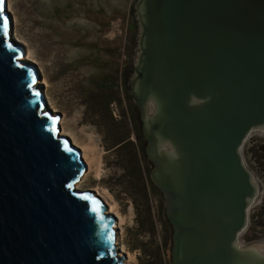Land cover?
<instances>
[{
    "label": "water",
    "instance_id": "95a60500",
    "mask_svg": "<svg viewBox=\"0 0 264 264\" xmlns=\"http://www.w3.org/2000/svg\"><path fill=\"white\" fill-rule=\"evenodd\" d=\"M0 9V264H124L116 218L77 188L82 150L61 135L23 59L9 0ZM138 15L131 88L174 228L173 264H264L236 248L257 193L242 149L264 126V0H141ZM150 100L158 113L147 126Z\"/></svg>",
    "mask_w": 264,
    "mask_h": 264
},
{
    "label": "rangeland",
    "instance_id": "374dc122",
    "mask_svg": "<svg viewBox=\"0 0 264 264\" xmlns=\"http://www.w3.org/2000/svg\"><path fill=\"white\" fill-rule=\"evenodd\" d=\"M140 1L9 0V5L14 37L23 40L16 42L34 55L37 62L30 63L46 82L48 109L83 147L97 148L101 177L95 165L91 170L87 165L77 187L82 182L81 190L99 192L120 213L117 241L129 253L124 264H173L174 228L166 198L152 180L143 111L131 88L141 53ZM242 154L261 188L240 237L249 247L264 242V137L250 138Z\"/></svg>",
    "mask_w": 264,
    "mask_h": 264
},
{
    "label": "bare ground",
    "instance_id": "6f19581e",
    "mask_svg": "<svg viewBox=\"0 0 264 264\" xmlns=\"http://www.w3.org/2000/svg\"><path fill=\"white\" fill-rule=\"evenodd\" d=\"M9 10L10 12L14 13V8L13 6L10 4L9 5ZM14 40L15 42L18 41L20 43L23 42L22 38L19 36V35H16L14 37ZM25 60L28 61V62H37L36 61V58L34 57V55L29 52L26 57H25ZM46 82H43V84H45ZM43 84L41 82H39V89L40 91H42L43 93L45 92L44 90H42V86ZM47 97H48V94L46 93ZM145 109V117H146V125L148 126L149 123L156 117L157 113H158V109L156 107H153L152 105V100H150L144 107ZM53 110L57 113V110L56 108H53ZM62 125H63V122H62ZM62 130V136H66V137H69L70 139H72V143H73V146L77 147V148H80L82 150V158L86 161V164L89 166L90 170L93 168V165H95V172H96V175L98 178L101 177V162H100V156L97 152V148L96 146H93L92 149H89L88 147H83L80 142L76 139V137H74L65 127L61 129ZM254 135H260V136H263L264 137V126H261V127H258V128H254L250 134L248 135V138L246 139L245 141V144L246 142L252 138ZM244 144V145H245ZM169 147H172L171 144L168 142L166 144L164 143H160V150L162 152H164V150H167ZM91 150L92 152H94L93 154V157L91 155V152L89 151ZM170 156H175L174 155V149L172 148L171 151H166ZM252 177H253V182L254 184L256 185V188H257V193H256V196L254 199L250 200V209L256 205L259 197H260V194H261V188H260V185L258 184L255 176L252 174ZM83 178H86V176H84ZM81 190V188H83V185H82V182L79 183V186H78ZM77 187V188H78ZM96 194V193H95ZM96 196L98 197H101L103 198L102 194H100L98 192V194H96ZM108 203V201H107ZM106 204V203H105ZM109 206H107L108 210V214H110L111 216H114L116 218V223H115V229L118 231L121 227V224L123 222V219L120 215V213L117 211V209L115 208L114 205H111L110 203H108ZM250 212V210H249ZM117 245H118V248L121 252V256L123 258L126 259V255H129L127 249L124 247V246H121L118 241H117ZM236 248L238 250H240V252H242L243 254L249 256V257H252V258H263L264 257V242H259L258 244L254 245V246H245L242 242H241V239L239 238L238 242L236 243ZM132 257V256H131ZM130 257V258H131ZM249 264H252L254 263L253 261H248ZM126 264L127 261H126Z\"/></svg>",
    "mask_w": 264,
    "mask_h": 264
},
{
    "label": "snow or ice",
    "instance_id": "6c2138e0",
    "mask_svg": "<svg viewBox=\"0 0 264 264\" xmlns=\"http://www.w3.org/2000/svg\"><path fill=\"white\" fill-rule=\"evenodd\" d=\"M2 3L3 0H0V4ZM0 12H2V9H0ZM0 28H2L5 36L9 34V18L7 16L0 15Z\"/></svg>",
    "mask_w": 264,
    "mask_h": 264
}]
</instances>
